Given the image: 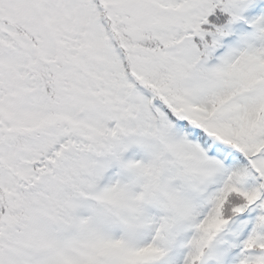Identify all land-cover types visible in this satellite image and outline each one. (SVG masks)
I'll return each instance as SVG.
<instances>
[{"label":"snow or ice","instance_id":"obj_1","mask_svg":"<svg viewBox=\"0 0 264 264\" xmlns=\"http://www.w3.org/2000/svg\"><path fill=\"white\" fill-rule=\"evenodd\" d=\"M0 264H264V0H0Z\"/></svg>","mask_w":264,"mask_h":264}]
</instances>
